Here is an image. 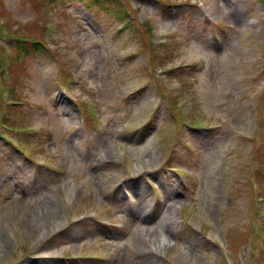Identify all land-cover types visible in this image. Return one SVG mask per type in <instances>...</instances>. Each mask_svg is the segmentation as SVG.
Masks as SVG:
<instances>
[{"label": "rangeland", "instance_id": "374dc122", "mask_svg": "<svg viewBox=\"0 0 264 264\" xmlns=\"http://www.w3.org/2000/svg\"><path fill=\"white\" fill-rule=\"evenodd\" d=\"M0 264H264V0H0Z\"/></svg>", "mask_w": 264, "mask_h": 264}, {"label": "bare ground", "instance_id": "6f19581e", "mask_svg": "<svg viewBox=\"0 0 264 264\" xmlns=\"http://www.w3.org/2000/svg\"><path fill=\"white\" fill-rule=\"evenodd\" d=\"M241 18V14L237 11V12H235L234 14H232V15H228V20H230V19H232L233 21L235 20H239ZM234 21V22H235ZM108 154H109V156H108V158H110V159H113L114 158V154H113V152L112 151H108ZM171 198H169V200H170ZM174 201V200H173ZM146 213H144V215H145ZM38 215V214H37ZM39 216V215H38ZM146 217H149V215L148 214H146ZM39 223L40 222H37L36 223V225H34V227L35 226H37V225H39ZM146 241V239H144V242ZM147 242V241H146Z\"/></svg>", "mask_w": 264, "mask_h": 264}, {"label": "trees", "instance_id": "16d2710c", "mask_svg": "<svg viewBox=\"0 0 264 264\" xmlns=\"http://www.w3.org/2000/svg\"><path fill=\"white\" fill-rule=\"evenodd\" d=\"M98 1V0H97ZM98 4V3H97ZM25 50H26V52H27V49L25 48ZM27 54H28V52H27Z\"/></svg>", "mask_w": 264, "mask_h": 264}]
</instances>
